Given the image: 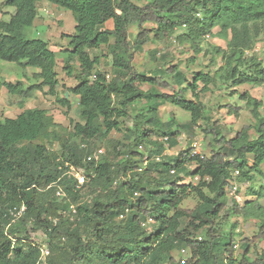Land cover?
<instances>
[{
    "label": "trees",
    "instance_id": "1",
    "mask_svg": "<svg viewBox=\"0 0 264 264\" xmlns=\"http://www.w3.org/2000/svg\"><path fill=\"white\" fill-rule=\"evenodd\" d=\"M1 1L15 13L8 22L0 20V60L37 68L36 87L53 97L61 88L60 68L73 84L69 97L58 102L70 109L74 98L77 119L65 138L46 109L0 118V264H264V251L252 253L255 244H264L262 99L231 93L245 103L253 123L231 138L216 123L207 125L202 131L210 136V155L204 158L191 147L168 157L166 149L179 144V125L173 114L168 121L160 115L165 105L183 110L189 114L185 130H191L209 122L201 95L210 92L216 78L234 88L264 85V0ZM41 4L74 15V32L62 34L67 45L59 52L46 40L24 34L35 25ZM109 21L112 28L106 26ZM132 27L137 29L133 41ZM178 30L175 40L192 52L191 63L209 54L206 39L227 41L224 49L212 46L222 62L216 77L199 71L189 79L178 65L153 75L137 69V53ZM258 44L260 54L254 53ZM7 87L25 99L32 95L21 85ZM226 108L239 117L241 107ZM56 143L58 150L51 148ZM97 143L106 144L108 154ZM101 147L104 154L88 161ZM72 169L90 178L79 190ZM184 175L199 182L184 183ZM234 185L237 194L239 185L245 186V200L230 205ZM59 188L65 197L57 196ZM193 196L199 203L183 207ZM22 208L24 213L15 216ZM149 217L153 225L143 228ZM233 217L257 224L253 237L239 241L240 256L236 227L223 229ZM200 231L206 232L202 240ZM38 232L43 239H36ZM43 248L49 251L44 261ZM183 249L189 258L177 261L175 253Z\"/></svg>",
    "mask_w": 264,
    "mask_h": 264
},
{
    "label": "rangeland",
    "instance_id": "2",
    "mask_svg": "<svg viewBox=\"0 0 264 264\" xmlns=\"http://www.w3.org/2000/svg\"><path fill=\"white\" fill-rule=\"evenodd\" d=\"M15 13L14 8L5 7L0 0V20L8 22L11 16ZM76 26V21L74 15L65 9L59 8L50 4H41L39 6V13L36 23L31 28H26L24 31L25 36L28 39L35 37H40L43 40L49 42V47L55 51L59 52L63 50L67 45V41L62 37V34H72ZM108 27H113V22L109 21L107 23ZM151 28V26H149ZM40 33L37 36L36 33ZM130 40L133 41L137 33V29L132 27L130 29ZM181 33L178 30L171 39L165 40L161 43H152L144 47L143 52L137 53L135 55L134 65L138 70L143 71L147 74L153 75L159 68L166 65H178L180 69L187 75L189 79L192 78L194 73L199 71L209 72L211 71L212 76L217 75V70L221 65V57H218L213 52L212 46H217L221 48H226L227 41L223 40L217 36L210 37L206 39L204 43V48L209 51V54L205 57L200 55L196 58L194 62H188L192 57V52L185 47L180 46L175 37L177 34ZM100 51L105 52L106 49H101ZM152 52H156V57L152 58ZM262 52L261 44H258L254 53L260 54ZM98 53H100L98 51ZM214 58L216 60V65H211L210 59ZM24 63V62H23ZM59 67H62V60H59ZM102 61L100 68H106ZM39 70L37 68L26 66L25 64H18L13 62H6L0 60V118L1 119H14L18 114L26 109L42 108L48 110V112L53 115L54 120L57 124L61 125L60 132L65 138L68 137V133L71 129V121L77 119V106L74 98H70L72 101V107L68 109L63 106L58 100L69 97L68 87L73 84L72 79L68 77L59 68V79L61 80V88L57 93L56 97L44 95L38 87L39 80L36 78ZM13 84L14 86L21 85L24 92L32 94L30 97H25L17 92L11 91L7 85ZM34 87L33 89H31ZM202 85H200V88ZM211 90L207 94L201 95V100L206 106V115L209 118V122L201 121L198 126L193 127L191 130H185V125L189 122V114L183 110L176 109L173 106L165 105L161 108V118L164 121L174 115L177 120L179 130L178 146L170 150L166 149V153L169 155L176 156L182 151L188 150L192 144L196 141L200 142V149L202 155H210V136H206L202 131L207 125L216 123L218 129L223 133L226 138H231L235 133L241 129L243 125H250L253 123V119L250 113L245 108V103L239 99L238 95L231 96L234 90H238L239 93H249L250 95L262 99L264 102V85L252 87L250 85H242L238 88L230 86V84L223 83L218 78L215 79V83L210 86ZM149 89L148 85H143V90L147 91ZM30 90V91H29ZM164 93H171L170 90H160ZM25 94V93H24ZM190 98V97H189ZM227 105H235L241 107L239 117L236 118L229 113L226 108ZM131 125L129 121L127 126ZM113 138H120L121 134L113 133ZM75 142V139L71 140ZM102 146L106 149L108 154V147L106 144L97 143L96 147ZM101 147V148H102ZM52 149L59 148L58 144H54ZM103 149V148H102ZM194 167H190V171ZM198 183L199 179L196 177H191L189 175H184V183ZM262 183L261 179H257L256 184L260 185ZM239 185L241 193L237 194L235 192H230L229 194V204L233 203V200L243 203L245 200V186ZM84 191V189H83ZM198 200L193 196L183 203V207L194 208L198 204ZM256 223L250 222L247 224L242 218L233 217L230 223L223 224V229L225 231L232 230L233 226L236 227L234 230L236 233V256H240L242 249L240 247L239 241L242 238H251L256 233ZM205 231H200L198 236L205 238ZM36 239H43L42 233L38 232L36 234ZM264 251V244L257 243L253 246L252 253H260ZM177 261H185L189 258V254H183L181 251L175 253Z\"/></svg>",
    "mask_w": 264,
    "mask_h": 264
},
{
    "label": "built area",
    "instance_id": "3",
    "mask_svg": "<svg viewBox=\"0 0 264 264\" xmlns=\"http://www.w3.org/2000/svg\"><path fill=\"white\" fill-rule=\"evenodd\" d=\"M39 35H40V33L38 32L37 33V36H39ZM191 149H192V154L198 155L201 158H204V155H202L201 152L199 151V149H200V142L199 141L194 142L192 144V146H191ZM104 152L105 151L102 148L97 149V151L93 155H91L90 157H88V161H92L95 158H99L100 156H102L104 154ZM159 159L160 158H157V160H159ZM170 172L172 174H174L175 173V170L172 169ZM72 173L74 174L75 179H76V189L77 190H79L81 187H83L90 180V178L87 177L85 173H83V172H81L79 170L72 169ZM237 175H239V172L238 171H236L234 173V176H237ZM236 191H237V186L234 185L232 192H236ZM57 196L58 197H65L64 192L60 188L57 191ZM70 209H71L72 213H74V214L76 213V207L74 205H72L70 207ZM24 210H25V208H22L20 211H18L17 213H15V216H20L21 214L24 213ZM126 213H128V210L126 211ZM124 218H125V215H121L120 216V219H124ZM153 223H154V219L151 218V217H149L146 220H144V221L141 222V226L143 228H151V226L153 225ZM198 239L199 240H202V237L200 236V237H198ZM181 252L183 254H185L186 253V250L183 249ZM41 254H42V260L44 261L45 258L49 255V251L47 249L43 248Z\"/></svg>",
    "mask_w": 264,
    "mask_h": 264
},
{
    "label": "crops",
    "instance_id": "4",
    "mask_svg": "<svg viewBox=\"0 0 264 264\" xmlns=\"http://www.w3.org/2000/svg\"><path fill=\"white\" fill-rule=\"evenodd\" d=\"M107 26V25H106ZM108 27V26H107ZM108 28H112V27H108ZM38 32V31H37ZM37 34V33H36ZM247 224H249L250 222H246Z\"/></svg>",
    "mask_w": 264,
    "mask_h": 264
}]
</instances>
